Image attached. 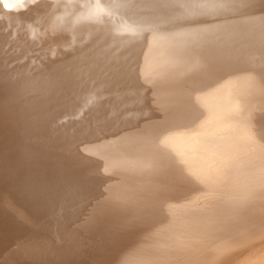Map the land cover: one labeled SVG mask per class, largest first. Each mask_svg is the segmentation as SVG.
<instances>
[{
  "label": "bare ground",
  "instance_id": "6f19581e",
  "mask_svg": "<svg viewBox=\"0 0 264 264\" xmlns=\"http://www.w3.org/2000/svg\"><path fill=\"white\" fill-rule=\"evenodd\" d=\"M0 264H264V0H0Z\"/></svg>",
  "mask_w": 264,
  "mask_h": 264
}]
</instances>
